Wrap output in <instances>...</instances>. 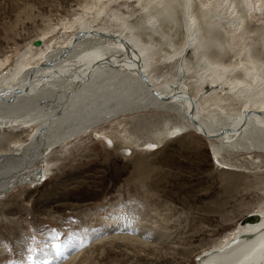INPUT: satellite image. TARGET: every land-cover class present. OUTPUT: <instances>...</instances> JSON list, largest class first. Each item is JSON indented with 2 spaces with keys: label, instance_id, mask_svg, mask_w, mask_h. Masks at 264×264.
I'll return each instance as SVG.
<instances>
[{
  "label": "rangeland",
  "instance_id": "1",
  "mask_svg": "<svg viewBox=\"0 0 264 264\" xmlns=\"http://www.w3.org/2000/svg\"><path fill=\"white\" fill-rule=\"evenodd\" d=\"M116 1L106 4L102 25L111 24L109 13L128 11L131 17L139 10L129 0ZM89 2L0 0V62L15 64L31 45L37 57L41 45L34 40L40 35L57 43L66 39L87 18ZM256 9L258 15H247L250 23L240 26L247 40L261 44L264 0ZM89 53L83 52L86 60ZM173 68L163 63L154 70L169 80L178 73ZM63 86L31 95L18 110L0 108L7 119L17 111L34 119L18 130L15 118L0 123V264H198L215 240L263 200L264 153L223 149L224 163H215L208 140L192 129L145 148L156 140L155 131L182 121V113L137 111L135 103L104 118L115 110L108 108L87 129L69 130L52 124L45 110ZM45 158L51 165L46 180L39 173Z\"/></svg>",
  "mask_w": 264,
  "mask_h": 264
},
{
  "label": "bare ground",
  "instance_id": "2",
  "mask_svg": "<svg viewBox=\"0 0 264 264\" xmlns=\"http://www.w3.org/2000/svg\"><path fill=\"white\" fill-rule=\"evenodd\" d=\"M112 1L91 0L90 10L85 8L87 18L67 31L72 34L63 41L38 36L37 57L32 54L37 47L31 45L15 64L8 58L0 62V108L9 104L18 110L31 95L61 83L63 90L52 105L39 109L52 115V124H64L69 130L87 129L108 108L115 110L104 118L135 103L137 111L144 107L166 113L174 108L182 113V121L155 131L151 136L156 140L145 142V148L161 143L159 138L192 129L210 136L215 163H224L220 160L223 149L264 153V41L251 43L240 26L250 20L247 15H258L256 8H261L263 0H129L139 9L137 14L129 17L128 11H122L112 17L109 13L111 24L104 26V9ZM177 34H182L179 42ZM83 52H90L87 60ZM82 60L85 64L77 67ZM163 63L178 73L161 79L154 67ZM12 118L18 120L14 130L34 121L21 111ZM12 118L1 114L0 123ZM50 166L47 158L41 160L39 173L45 180ZM249 215L258 219L238 221L200 255L198 264L264 263V198Z\"/></svg>",
  "mask_w": 264,
  "mask_h": 264
},
{
  "label": "water",
  "instance_id": "3",
  "mask_svg": "<svg viewBox=\"0 0 264 264\" xmlns=\"http://www.w3.org/2000/svg\"><path fill=\"white\" fill-rule=\"evenodd\" d=\"M34 44H35V45H39V44H40V40H38V39L34 40ZM140 74H141V77L143 78V80L147 81V79H146V75L144 74L143 71H141V69H140ZM150 86H151V85H150ZM151 87H152V86H151ZM152 91H153V90H152ZM153 93L156 94L155 91H153ZM159 97H161V96H159ZM201 132H202V135L206 138V140H208L207 138L210 137V136H209L208 134L204 133L203 131H201ZM211 152H212V151H211ZM255 219H258V216H257V215H255V216H251V215H249V216L243 217V218L241 219V221H242V222H247V221H251V220H255Z\"/></svg>",
  "mask_w": 264,
  "mask_h": 264
}]
</instances>
